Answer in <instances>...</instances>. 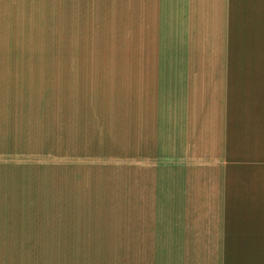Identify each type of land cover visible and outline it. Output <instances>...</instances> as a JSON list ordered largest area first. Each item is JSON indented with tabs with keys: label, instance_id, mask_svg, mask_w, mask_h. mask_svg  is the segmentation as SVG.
<instances>
[{
	"label": "crops",
	"instance_id": "crops-1",
	"mask_svg": "<svg viewBox=\"0 0 264 264\" xmlns=\"http://www.w3.org/2000/svg\"><path fill=\"white\" fill-rule=\"evenodd\" d=\"M261 23L264 0H0V61L39 78L54 61L55 140L61 125L86 136L71 204L106 195L131 238L202 264L193 255L264 253V54L233 52L238 30ZM68 146L55 150L75 155ZM8 173L1 165L3 216L44 204L40 169L32 186L28 166L15 175L18 201ZM85 180L89 201L73 202Z\"/></svg>",
	"mask_w": 264,
	"mask_h": 264
},
{
	"label": "rangeland",
	"instance_id": "rangeland-1",
	"mask_svg": "<svg viewBox=\"0 0 264 264\" xmlns=\"http://www.w3.org/2000/svg\"><path fill=\"white\" fill-rule=\"evenodd\" d=\"M257 8L261 9V5ZM31 9L38 11L37 4L32 5ZM47 24L44 23V26ZM260 25L264 26V23ZM38 26L40 25L37 24L36 27ZM20 40L14 39V44ZM236 40L233 52L264 54V28L240 29ZM2 41L8 42L3 34L0 36V44ZM15 46L12 48L14 52H23ZM225 48L223 47L224 50ZM23 64L21 59L0 61V69L14 68L12 71H0V81L10 92V95L0 92V100H5V95L9 100L8 104L0 105V152L4 153L0 156V166L7 167L9 173L6 176L8 184H13L15 201L21 200L20 194L23 196L27 188L25 183H19L15 175L28 166L29 184L32 186L34 175L40 169L44 182L38 184L44 188V204L10 206L8 215L5 216L0 211V217L16 219L0 221V263L188 264L187 254L162 252L169 248H163V244L147 247L142 239L137 241L131 238L130 230L125 228L128 223L120 222L127 216L126 213H123L124 210L119 205L108 203L110 200L106 195L100 196L102 199L98 205L71 204L69 194L72 193V173H77L78 169H83L81 166L88 163L85 159L86 152H80V148H86V136L76 134L72 139L70 134L67 133L69 136H66L63 133L61 125L59 142H56L55 105L57 101H62L60 89L56 90L54 61L45 63L46 70L40 78L35 73L21 72ZM7 122L9 126L6 127ZM2 133L3 136L8 135L7 140ZM12 133L13 136H10ZM65 145H69L70 150L73 145L75 155L71 156L72 151L55 150L56 146L58 149ZM11 150L15 152L6 156L5 153ZM88 182L89 180L83 181V184L80 182V186H84L83 190H73V194L78 191V197L73 202L89 201L85 199L87 196H80L90 194L84 189ZM24 217L29 218V221L17 220ZM200 254L202 255L193 256L200 259L202 264H264L262 252Z\"/></svg>",
	"mask_w": 264,
	"mask_h": 264
}]
</instances>
